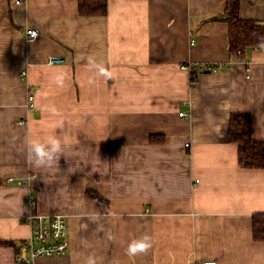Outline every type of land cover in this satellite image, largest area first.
Masks as SVG:
<instances>
[{
	"label": "crops",
	"instance_id": "obj_1",
	"mask_svg": "<svg viewBox=\"0 0 264 264\" xmlns=\"http://www.w3.org/2000/svg\"><path fill=\"white\" fill-rule=\"evenodd\" d=\"M226 6L109 0L107 14L81 15L78 0H0V240L13 241L0 244V264H22L31 211L68 222L67 253L36 264H264L253 235L264 168L241 167L229 137L243 112L264 141V46L233 56L228 21L208 20ZM239 11L264 21V0ZM185 63L225 67L192 83ZM52 136L57 162L30 161L27 141ZM145 235L149 251L128 256Z\"/></svg>",
	"mask_w": 264,
	"mask_h": 264
},
{
	"label": "trees",
	"instance_id": "obj_2",
	"mask_svg": "<svg viewBox=\"0 0 264 264\" xmlns=\"http://www.w3.org/2000/svg\"><path fill=\"white\" fill-rule=\"evenodd\" d=\"M240 2L241 0H227L224 11L208 19L228 21L229 47L234 57H238V49H242L243 53L246 48L264 46V21L242 18L239 11ZM108 5L109 0H78V11L81 15H105ZM202 72H207L205 67H200L197 71L198 74ZM194 82L192 79V83ZM229 137L238 144L241 167L264 168V141L254 139L253 122L249 113L235 112L231 115ZM253 235L255 240H264V212L253 214ZM6 243L13 241L0 240V244ZM17 252H22L20 246Z\"/></svg>",
	"mask_w": 264,
	"mask_h": 264
},
{
	"label": "built area",
	"instance_id": "obj_3",
	"mask_svg": "<svg viewBox=\"0 0 264 264\" xmlns=\"http://www.w3.org/2000/svg\"><path fill=\"white\" fill-rule=\"evenodd\" d=\"M20 2L21 0H16ZM27 34L30 37H37L39 35V30L37 28H28ZM193 42V41H192ZM242 49L237 50L238 57L242 54ZM65 58L61 55L50 54L47 58V63L55 64L64 62ZM225 65V64H224ZM223 64L209 63L205 64L203 67L207 72L220 70L225 67ZM183 68H190L191 81L197 79L198 67L191 66L188 64H183ZM202 67V66H201ZM202 67V68H203ZM26 72H23L25 74ZM34 95L30 94L29 99L33 101ZM181 115H185L186 112H180ZM190 143H187L189 146ZM31 204L35 203L34 195L29 196ZM27 220L34 227V240L26 242L25 244V255L22 253L18 256V261L25 264H36L38 257L43 255H53V254H65L68 250L69 242L67 239V223L61 214L55 215H42L31 213ZM201 264H216V260H204Z\"/></svg>",
	"mask_w": 264,
	"mask_h": 264
},
{
	"label": "clouds",
	"instance_id": "obj_4",
	"mask_svg": "<svg viewBox=\"0 0 264 264\" xmlns=\"http://www.w3.org/2000/svg\"><path fill=\"white\" fill-rule=\"evenodd\" d=\"M99 72L106 78H111V73L103 67L99 68ZM58 84H62V80H57ZM27 157L38 166H51L57 162L59 156L62 155V142L59 138L52 136L43 141L29 139L27 141ZM152 247L151 239L145 235L142 238L133 240L127 247L128 256H138L145 254ZM85 264H96L95 259L89 255L86 257Z\"/></svg>",
	"mask_w": 264,
	"mask_h": 264
},
{
	"label": "bare ground",
	"instance_id": "obj_5",
	"mask_svg": "<svg viewBox=\"0 0 264 264\" xmlns=\"http://www.w3.org/2000/svg\"><path fill=\"white\" fill-rule=\"evenodd\" d=\"M31 194H33V193H30L29 195H28V204H29V206L31 207H33V206H35L36 204H37V196L35 195V194H33L34 195V198H35V203L34 204H31V202H30V199H29V196L31 195ZM31 213H33V214H39V213H37V212H30L28 215H27V217L31 214ZM52 215H55V214H52ZM63 217H64V219L66 220V223H67V235H68V222H67V219H66V217L63 215V214H61ZM49 216V215H48ZM27 217H26V221L32 226V228H33V233H32V237H31V239H29V241L28 242H30L31 240H34V227H33V225L27 220ZM27 242V243H28ZM69 248V247H68ZM68 251V250H67ZM67 253V252H66ZM20 263H22V262H20ZM22 264H25V263H22ZM216 264H217V262H216Z\"/></svg>",
	"mask_w": 264,
	"mask_h": 264
},
{
	"label": "rangeland",
	"instance_id": "obj_6",
	"mask_svg": "<svg viewBox=\"0 0 264 264\" xmlns=\"http://www.w3.org/2000/svg\"><path fill=\"white\" fill-rule=\"evenodd\" d=\"M33 95V93H31ZM30 96V95H29Z\"/></svg>",
	"mask_w": 264,
	"mask_h": 264
},
{
	"label": "water",
	"instance_id": "obj_7",
	"mask_svg": "<svg viewBox=\"0 0 264 264\" xmlns=\"http://www.w3.org/2000/svg\"><path fill=\"white\" fill-rule=\"evenodd\" d=\"M24 255H25V252H24Z\"/></svg>",
	"mask_w": 264,
	"mask_h": 264
}]
</instances>
